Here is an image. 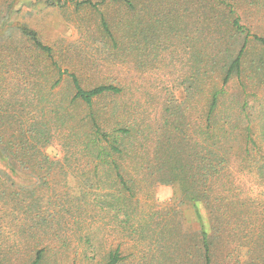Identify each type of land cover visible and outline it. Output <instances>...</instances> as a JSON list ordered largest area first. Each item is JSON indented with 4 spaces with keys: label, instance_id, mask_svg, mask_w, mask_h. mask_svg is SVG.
<instances>
[{
    "label": "trees",
    "instance_id": "trees-1",
    "mask_svg": "<svg viewBox=\"0 0 264 264\" xmlns=\"http://www.w3.org/2000/svg\"><path fill=\"white\" fill-rule=\"evenodd\" d=\"M107 1L120 2L139 14L142 0H100ZM87 3L93 4L77 2ZM225 5L219 13L224 15L227 34L210 42L212 52L206 60L210 70L192 73L185 100L168 93L152 121H147L148 109L128 96H135L137 89L123 79L114 77L113 82L84 88L75 73L62 71L53 47L44 44L34 29L7 21L8 6L0 22V264H44L52 256L46 245L32 249L23 245L41 234L55 235L63 206L45 194L51 181L75 176L77 165L71 158L79 160L83 153L90 171L87 181H94V209L103 213L102 221L114 212L117 223L118 237L112 242L108 222L94 231V246L86 239L81 257L94 264L178 260L167 250L178 243L166 230L168 224L160 227L134 218L140 192L151 196L157 184H176L193 206L200 237L196 255L204 264L211 263L220 234L231 238L229 225L238 226L240 219L258 213L264 220V205L259 210L253 207L255 195L264 192V57L250 59L248 69L244 66L248 42L264 45V37L241 24L234 9ZM211 13L210 26H215L219 14ZM101 25L117 50L120 40L104 19ZM137 27L134 38L141 34ZM241 35L239 50L229 53ZM63 80L68 93L59 86ZM202 96L205 100L199 104ZM97 99L110 100L111 126L93 112ZM81 105L83 114L78 112ZM52 144L64 152L66 162L47 155L45 149ZM20 176L24 180L19 184ZM253 181L261 188L258 192ZM200 203L209 214L211 232L205 229ZM129 244L136 249L142 244L144 250L126 251ZM248 246L246 261L255 260V251ZM71 262L77 264L75 258Z\"/></svg>",
    "mask_w": 264,
    "mask_h": 264
},
{
    "label": "rangeland",
    "instance_id": "rangeland-1",
    "mask_svg": "<svg viewBox=\"0 0 264 264\" xmlns=\"http://www.w3.org/2000/svg\"><path fill=\"white\" fill-rule=\"evenodd\" d=\"M50 1L53 2L0 0V22L10 6L7 21L25 23L34 29L44 44L53 47L61 70L75 73L84 88L113 82L114 77L123 79L126 85L137 89L135 96H128L148 109L150 116L147 121L158 117L159 107L167 95L172 94L178 101L186 99L185 90L192 85L191 75L195 70H210L211 65L206 62L212 52L210 42L227 34H224V15L219 13L225 4L234 9L241 24L264 37V0H142L138 4L139 14L120 2L90 0L93 4H77L81 0ZM215 10L218 11L216 15L219 14V22L213 20L216 27L210 26L209 21L211 12ZM101 19L120 40L117 50L112 49ZM136 26L141 33L138 38L133 37ZM242 40L243 35L231 46L229 53L236 54ZM259 55L264 57V45L250 40L244 59L245 68L248 69L250 59ZM59 86L68 93L69 85L64 80ZM198 100L202 104L205 96ZM83 110L81 105L78 112L83 114ZM92 110L101 116L106 126L112 125L114 119L110 114L109 99L93 100ZM45 152L51 159L66 162V155L55 144L48 145ZM78 159L71 158L77 165V168L73 166L76 168L75 176L69 177L68 181H51L50 190L45 194L46 199L60 200L63 206L55 235L41 234L38 240H30L23 245L28 249L42 245L50 247L52 256L47 257L44 264H72V258L77 264H94V260H84L81 253L88 246L87 238L94 246V231L104 223L108 222L109 243L118 237L114 212H109L107 219L102 221L103 213L94 209V181H87L86 176L90 175L85 167L87 155L80 154ZM23 180L20 176L16 182L20 184ZM253 182L257 184H252V188L258 192L261 188L257 181ZM140 193L134 218L152 225L160 224V227L168 224L166 230L171 232L174 241L178 240L177 246L170 244L167 248L174 259L178 255V260H163L161 264H204L201 256L196 255V249L200 247L199 223L193 206L183 199L178 186L157 184L151 196L147 192ZM255 196L253 207L259 210L264 205V192ZM199 209L205 229L211 232L210 217L204 204L200 203ZM228 228L231 238L219 235L210 264H264V220L260 214L248 220L242 218L240 225H229ZM122 236L128 241L125 233ZM248 244L255 251V260L246 261L248 256L244 247ZM130 249L138 254L144 246L141 244L136 249L129 244L126 251Z\"/></svg>",
    "mask_w": 264,
    "mask_h": 264
}]
</instances>
